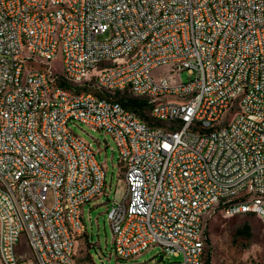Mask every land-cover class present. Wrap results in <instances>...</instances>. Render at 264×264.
<instances>
[{
  "label": "built area",
  "instance_id": "obj_1",
  "mask_svg": "<svg viewBox=\"0 0 264 264\" xmlns=\"http://www.w3.org/2000/svg\"><path fill=\"white\" fill-rule=\"evenodd\" d=\"M73 121L124 170L111 255L207 264L213 213L264 221V0H0V264H80L107 173Z\"/></svg>",
  "mask_w": 264,
  "mask_h": 264
},
{
  "label": "rangeland",
  "instance_id": "obj_2",
  "mask_svg": "<svg viewBox=\"0 0 264 264\" xmlns=\"http://www.w3.org/2000/svg\"><path fill=\"white\" fill-rule=\"evenodd\" d=\"M107 36L108 33L101 37ZM167 70V66H162L157 68L154 74L157 76L166 73ZM173 77L174 82H186L192 76L188 70H183L175 72ZM69 126L82 139L92 144L98 160L104 164L107 173L105 191L93 200L98 205L91 213L92 222L89 220V215H85L90 237L88 241L82 239L76 243L75 252L78 261L81 264H156L159 260L165 262L181 260L182 256L177 258L165 255L162 258L160 246L142 251L130 259H118L115 255H111L114 251L107 213L109 199L121 200L127 190L118 149L112 137L103 131L92 129L78 121L70 122ZM47 204L49 206L53 204L52 193L48 196ZM245 224L251 227L250 238L236 235L237 230ZM206 227L211 241L210 245H207V250L211 249V264H264V221L260 217L254 214L226 217L215 212L208 218ZM22 245H25L24 238Z\"/></svg>",
  "mask_w": 264,
  "mask_h": 264
},
{
  "label": "trees",
  "instance_id": "obj_3",
  "mask_svg": "<svg viewBox=\"0 0 264 264\" xmlns=\"http://www.w3.org/2000/svg\"><path fill=\"white\" fill-rule=\"evenodd\" d=\"M123 105L130 108H136L139 109V107H142L145 104L144 100H141L139 98H129V99H122ZM208 233V232H207ZM237 236H242L245 238L251 237V227L248 224H245L241 228L237 230L236 233ZM211 241L210 238H208V244L210 245ZM211 249L207 252V264H211Z\"/></svg>",
  "mask_w": 264,
  "mask_h": 264
},
{
  "label": "crops",
  "instance_id": "obj_4",
  "mask_svg": "<svg viewBox=\"0 0 264 264\" xmlns=\"http://www.w3.org/2000/svg\"><path fill=\"white\" fill-rule=\"evenodd\" d=\"M96 205H98L97 203H95V201H92L90 204H88V205H86L85 207H84V210H83V218H84V222H85V230L82 232V233H80V234H78L77 235V238H76V243L78 242H80L82 239L85 241V240H89V237H90V234L88 233V226H87V223H86V221H85V215H89V220L92 222V216H91V213H92V211H93V209L96 207ZM76 243H75V246H76ZM88 252H89V249H88ZM75 256H76V252H75ZM90 257H91V255H90ZM76 259H77V257H76ZM77 261H78V259H77ZM79 262V261H78ZM80 263V262H79ZM81 264V263H80Z\"/></svg>",
  "mask_w": 264,
  "mask_h": 264
}]
</instances>
